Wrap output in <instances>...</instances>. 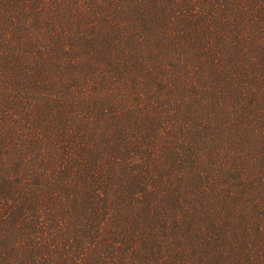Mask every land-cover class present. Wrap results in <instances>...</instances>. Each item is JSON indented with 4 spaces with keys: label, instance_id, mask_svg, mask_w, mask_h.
Wrapping results in <instances>:
<instances>
[{
    "label": "trees",
    "instance_id": "trees-1",
    "mask_svg": "<svg viewBox=\"0 0 264 264\" xmlns=\"http://www.w3.org/2000/svg\"><path fill=\"white\" fill-rule=\"evenodd\" d=\"M0 264H264V0H0Z\"/></svg>",
    "mask_w": 264,
    "mask_h": 264
}]
</instances>
